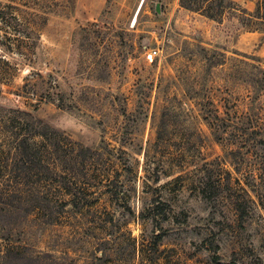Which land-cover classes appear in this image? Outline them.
Wrapping results in <instances>:
<instances>
[{"label":"rangeland","instance_id":"374dc122","mask_svg":"<svg viewBox=\"0 0 264 264\" xmlns=\"http://www.w3.org/2000/svg\"><path fill=\"white\" fill-rule=\"evenodd\" d=\"M0 3L35 42L25 57L0 48V165L20 142L45 145L55 198L52 146L101 163L75 180L81 211L32 212L14 240L51 264H264V32L214 26L179 0Z\"/></svg>","mask_w":264,"mask_h":264},{"label":"trees","instance_id":"16d2710c","mask_svg":"<svg viewBox=\"0 0 264 264\" xmlns=\"http://www.w3.org/2000/svg\"><path fill=\"white\" fill-rule=\"evenodd\" d=\"M179 6L196 12L200 18L213 23L214 26H219L227 20L231 22L233 31L264 32V0H255L253 11L247 10L233 0H179ZM11 7L10 4L0 3V48L25 57V54H29L35 46V42L31 39V32L24 27L22 19L14 12L7 11V8ZM91 26L98 24L93 23ZM216 48L225 50L224 46H216ZM200 49L205 53V47L202 46ZM217 54L221 58L225 56L224 51ZM221 61L223 59L218 60L216 64H221ZM259 71L261 76L256 78V81L258 89L262 90L264 70ZM48 97L43 100L52 102L51 97ZM44 147L45 145L40 143L20 142L15 146L17 149L15 153L20 156L19 161L16 164L0 165V264H51V260L48 259L52 257L51 254L45 252L33 255L30 247L21 245L20 236L17 237L18 240L13 239L11 235L14 226L21 224L19 221L32 212H41L47 223L57 222L60 220L59 212L65 211L64 207L70 205L74 211H81L83 203L88 201L86 194L81 192L79 195V190L74 188L77 184L75 180L79 175L89 176L95 165H101L97 162L100 159L99 154L95 150L84 148L82 157L79 158L73 146L68 144L52 146L50 153H57L58 149H61V157H57L60 158L63 166L62 173L56 168L51 171L53 179L59 181L60 176L63 179L61 180L62 195L53 198L50 196L49 186L44 190L46 187V176H43L44 161L39 156ZM109 181L112 182L110 186H113L109 193L117 196L119 186L116 185L115 180L109 179ZM56 207L61 209L58 210ZM13 217L17 218V222L10 221ZM17 229L18 232L21 231L18 226Z\"/></svg>","mask_w":264,"mask_h":264},{"label":"built area","instance_id":"2783aa9c","mask_svg":"<svg viewBox=\"0 0 264 264\" xmlns=\"http://www.w3.org/2000/svg\"><path fill=\"white\" fill-rule=\"evenodd\" d=\"M151 52L153 55H159L161 52V48L159 46L153 47Z\"/></svg>","mask_w":264,"mask_h":264}]
</instances>
